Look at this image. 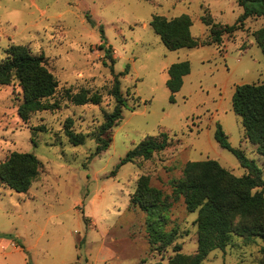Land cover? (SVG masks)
I'll use <instances>...</instances> for the list:
<instances>
[{"label": "rangeland", "instance_id": "1", "mask_svg": "<svg viewBox=\"0 0 264 264\" xmlns=\"http://www.w3.org/2000/svg\"><path fill=\"white\" fill-rule=\"evenodd\" d=\"M242 11L236 0H0V61L11 44L26 45L43 54L59 84L50 99L59 108L34 112L26 121L17 113L23 101L18 82L0 84V161L20 151L42 163L26 193L0 183V264H167L171 246L150 251L145 212L130 207V197L141 175L172 196L187 161L213 159L237 176L246 173L215 140L217 124L232 147L264 168V157L232 110L236 86L264 83V57L253 36L264 29V18H247L218 45L177 50H168L149 25L155 14H187L191 35L204 38L201 16L230 25ZM184 60L190 72L171 102L167 68ZM127 67L119 77L126 98L121 119L106 135L109 146L96 154L95 135L115 105L111 82ZM68 88L97 92L101 102L74 105L64 97ZM66 118L84 134L82 144L68 141ZM162 132L164 150L121 164L112 174L128 150L148 137L161 140ZM168 216L167 229L177 226L181 252H195L197 210L189 212L180 196ZM263 244L259 237L246 244L232 235L224 250L210 251L202 264H255Z\"/></svg>", "mask_w": 264, "mask_h": 264}, {"label": "trees", "instance_id": "2", "mask_svg": "<svg viewBox=\"0 0 264 264\" xmlns=\"http://www.w3.org/2000/svg\"><path fill=\"white\" fill-rule=\"evenodd\" d=\"M236 1L243 11L230 25L215 22L210 14L201 16L208 30L204 38L191 35V19L187 14L170 19L155 14L149 25L168 50L218 45L224 34L242 29L247 18H264V0ZM87 19L93 24L89 16ZM253 36L264 57V29L256 30ZM99 47L105 48L104 44ZM105 54L111 56V50L105 48ZM127 69L115 74L111 82L108 93L114 98L115 105L111 112L104 113V121L95 135L96 154L109 146L110 139L106 135L121 119L126 98L121 93L119 77ZM189 72L188 60L172 63L167 68L166 86L171 102L182 86L183 77ZM12 81H17L22 90L23 101L17 108L22 120L26 121L37 111H54L59 108L56 100L50 101L58 90V80L45 66L43 54H32L23 44L8 46L6 56L0 61V84L7 85ZM64 97L74 105L101 102L99 93H91L86 88L76 92L68 88ZM232 110L240 118L246 138L256 145L257 152L264 157V83L236 86L232 96ZM64 131L70 143L78 145L84 142V134L72 129L71 118H66ZM161 136V140L148 137L139 141L127 151L112 174L121 164L138 158L149 159L154 152L164 150L168 142L164 132ZM214 138L220 147L235 155L246 173L237 176L213 159L187 161L182 176L173 184L172 196L164 195L160 189L150 186L149 176L141 175L130 197L129 206L145 212V230L150 251L161 252L171 246L174 254L168 258L167 264H202L210 251L224 250L232 235L242 237L246 244L253 242L256 237L264 240V168L258 167L241 149L232 147L220 124L216 126ZM41 170L42 163L34 153L12 151L0 161V183L15 192L26 193ZM180 196L189 212L197 210L194 220L197 246L195 252L190 254L181 252V244L177 242V226L167 229L170 207ZM259 251L261 257L255 264H264V244Z\"/></svg>", "mask_w": 264, "mask_h": 264}, {"label": "crops", "instance_id": "3", "mask_svg": "<svg viewBox=\"0 0 264 264\" xmlns=\"http://www.w3.org/2000/svg\"><path fill=\"white\" fill-rule=\"evenodd\" d=\"M2 244H3V241L0 243V249H4V247L2 248ZM6 245L9 246L10 244H9V243H8V244L5 243V246H6Z\"/></svg>", "mask_w": 264, "mask_h": 264}]
</instances>
